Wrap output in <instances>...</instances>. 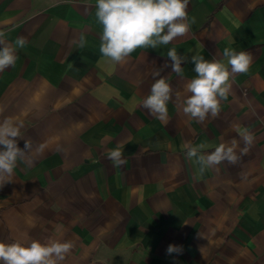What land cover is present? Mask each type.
I'll return each mask as SVG.
<instances>
[{
  "label": "crops",
  "instance_id": "0c3cea01",
  "mask_svg": "<svg viewBox=\"0 0 264 264\" xmlns=\"http://www.w3.org/2000/svg\"><path fill=\"white\" fill-rule=\"evenodd\" d=\"M95 4L0 0L6 40H27L0 72V122L22 123L25 150L0 187V242L70 240L62 264H264V0H190L186 36L137 49L124 64L101 57ZM225 47L252 63L219 117L199 123L181 103L196 75L191 56L222 60ZM171 48L188 57L182 77ZM156 69L173 89L167 124L142 107ZM236 126L254 135L248 154L199 175L182 144L207 143V153L236 138L243 148ZM117 145L120 168L106 157ZM170 244L182 253L167 255Z\"/></svg>",
  "mask_w": 264,
  "mask_h": 264
},
{
  "label": "clouds",
  "instance_id": "9594fccd",
  "mask_svg": "<svg viewBox=\"0 0 264 264\" xmlns=\"http://www.w3.org/2000/svg\"><path fill=\"white\" fill-rule=\"evenodd\" d=\"M190 0H96L95 16L102 26L99 51L101 57L113 64H124L137 49H157L160 45H168L178 37L188 34V5ZM6 34L0 31V72L15 65L17 50L23 49L27 43L21 36L14 42L6 40ZM86 40L81 34L78 47L83 48ZM223 59H205L196 53L191 56L195 76L185 85L188 94L181 101L183 112L190 119L203 123L209 116L219 117L222 102L227 101L232 89V80L236 74L247 73L252 63V55L246 51L237 52L231 47H225ZM171 60V69L178 76H183L182 63L188 57L178 54L175 48L167 52ZM163 67H169L165 64ZM162 69H156L152 76L154 83L150 94L142 100V107L153 118L168 123V104L173 98L170 82L161 76ZM176 100H181V93L175 94ZM22 123L12 118L0 122V187L12 181L17 161L25 155V150L17 146V138L21 136ZM236 130L243 141L244 147L239 148V141L233 138L230 142H221L214 150L205 152L212 146L207 143L193 145L190 141L182 144L187 159L199 165L198 174L203 175L208 169L227 162L236 165L247 155L254 142V135L247 129ZM31 147L29 140L25 141V149ZM239 148V155L237 149ZM115 168L127 164L124 159V146L109 150L107 154ZM74 247L73 242L47 238L45 241L32 239L15 240L12 243L0 242V264H62ZM183 246L170 244L167 255L181 254Z\"/></svg>",
  "mask_w": 264,
  "mask_h": 264
}]
</instances>
